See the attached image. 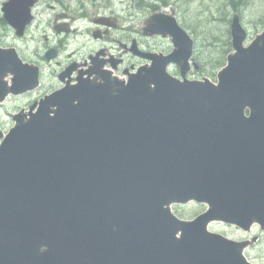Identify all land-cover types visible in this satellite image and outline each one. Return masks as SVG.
Returning a JSON list of instances; mask_svg holds the SVG:
<instances>
[{"label": "water", "instance_id": "1", "mask_svg": "<svg viewBox=\"0 0 264 264\" xmlns=\"http://www.w3.org/2000/svg\"><path fill=\"white\" fill-rule=\"evenodd\" d=\"M36 3L3 4L18 36ZM145 31L171 37L173 52L141 53L151 64L128 81L95 58L76 84L15 114L0 133V264H253L244 255L253 242L209 226L264 231V32L245 46L234 16V52L216 84L187 78L195 41L176 17L156 13ZM57 56L51 49L45 60ZM39 78L15 48H0V103ZM192 201L207 210L190 221L173 213Z\"/></svg>", "mask_w": 264, "mask_h": 264}, {"label": "rangeland", "instance_id": "2", "mask_svg": "<svg viewBox=\"0 0 264 264\" xmlns=\"http://www.w3.org/2000/svg\"><path fill=\"white\" fill-rule=\"evenodd\" d=\"M6 1L0 0V47H14L24 60L40 65L43 70L45 86L48 88L58 86L57 72L63 66L72 61L84 64L89 61L91 54L104 45L92 38L88 32V22L79 21L76 24L79 31L75 34L57 35L53 30L52 20L58 6L52 0H40L35 7V21L29 28L27 37L24 40H19L9 25L3 21L1 9L2 4ZM76 1L68 0V6L76 10ZM161 1L108 0L121 16L123 25L133 29L136 37H141L142 32L141 39L144 45L157 52L167 53L173 49V45L169 38L144 39L145 20L155 12L151 6L157 4L158 11L174 15L197 42L196 54H199V62L203 66L200 70L193 69L188 74L190 80L209 78L213 82H217L219 69H212L213 58L228 49L225 43L231 40L230 23L235 14L241 17L245 29L249 32L250 41L264 30V0H236L237 12L225 5V0H168L169 5H163L160 3ZM53 6L56 9L53 10ZM89 11L91 14L93 13V10ZM212 44L216 46H212ZM111 46H118V44L113 42ZM51 47L59 48L62 52L58 59L60 65L56 63L49 65L43 60L46 51ZM170 72L172 75L180 77L176 67H172ZM42 94V91H38L31 95L11 98L4 105H0V132L7 134L14 126L13 114L21 109H28ZM206 209L205 205L196 203L174 205L172 208L179 218L188 221L193 220ZM210 230L236 241L256 239L246 250L245 255L253 264H264V232L259 227L255 226L252 232L247 233L238 227L217 222L210 227Z\"/></svg>", "mask_w": 264, "mask_h": 264}, {"label": "flooded vegetation", "instance_id": "3", "mask_svg": "<svg viewBox=\"0 0 264 264\" xmlns=\"http://www.w3.org/2000/svg\"><path fill=\"white\" fill-rule=\"evenodd\" d=\"M52 1L58 6V9L55 10L52 20L53 28L56 24H67L66 27L70 30V33H62L61 36H70L78 32L76 24L79 21H82L83 23L88 22V32H90L92 38L95 34H97L98 38H96L95 41L104 44L101 48L91 54L89 59H91L94 55L101 53L97 61L103 63L105 69L111 70L115 76H118L121 79L127 80L130 74L134 73L138 68L148 63L146 60L136 55L132 51L134 44H136L142 51L156 52L155 49H151L150 47H146L144 45V42L141 39L142 32L141 37H136L134 36L135 31L133 29L126 28V26L123 25L121 16L117 11H115V8L110 2H108V0H77L76 10H74L73 7L68 6V0ZM39 2L40 0H38L37 5ZM151 8L155 9L156 4L152 5ZM52 9L54 10L56 7L53 6ZM89 10H93V13L91 14ZM62 17L64 18L63 20L57 21V18ZM11 31L15 35V31L12 30V28ZM26 37L27 32L26 35L21 39L19 38V40H24ZM144 39L150 40L152 38L144 36ZM113 42L117 43L118 46H111ZM89 61L85 62L84 64L79 63L80 65H83L80 66L81 69H86V67H89ZM55 63L60 65L58 61ZM72 63L78 64V62L72 61L63 66L57 72L58 80L63 71H65L66 68ZM76 75L77 73L73 74V76ZM61 87L62 84L59 80L57 87L48 88L45 86V79L43 76L41 77V86L39 88L40 91L46 92L47 94L52 93Z\"/></svg>", "mask_w": 264, "mask_h": 264}, {"label": "trees", "instance_id": "4", "mask_svg": "<svg viewBox=\"0 0 264 264\" xmlns=\"http://www.w3.org/2000/svg\"><path fill=\"white\" fill-rule=\"evenodd\" d=\"M225 5H228L232 8L233 11H238L237 9V2L236 0H225ZM214 40H216V38H214ZM226 47H228L227 50H224L223 53H221L218 57H214L213 58V66L212 69L216 70V69H220L226 62V57L228 55V53L231 50V42L227 41L225 43ZM212 46H216L215 44H212ZM195 61L201 66V68H203L201 62H199V54L197 53L195 55Z\"/></svg>", "mask_w": 264, "mask_h": 264}]
</instances>
